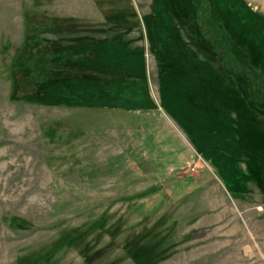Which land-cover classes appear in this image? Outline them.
<instances>
[{"label":"rangeland","instance_id":"rangeland-1","mask_svg":"<svg viewBox=\"0 0 264 264\" xmlns=\"http://www.w3.org/2000/svg\"><path fill=\"white\" fill-rule=\"evenodd\" d=\"M191 1L0 0V264H264V0ZM26 16L90 76L29 83Z\"/></svg>","mask_w":264,"mask_h":264},{"label":"trees","instance_id":"trees-1","mask_svg":"<svg viewBox=\"0 0 264 264\" xmlns=\"http://www.w3.org/2000/svg\"><path fill=\"white\" fill-rule=\"evenodd\" d=\"M201 1H202V3H204V5H202V6H198V4L195 5V8L197 9L198 20L200 22L203 20L202 16L205 12H207L210 15L214 14V12H215L216 17H218L220 23L221 24L223 23L225 29L227 30V28H228L227 31H229V25L225 21L224 15L215 9L213 1L212 0H201ZM191 2L193 3V0ZM201 8H202V11H200ZM199 13L202 16H200ZM121 16H122L121 14H112V15L109 14V15H107V19L112 20L113 17L114 18H117V17L120 18ZM204 21H207V20H204ZM25 24L26 25H25L24 43L20 47V49L18 50L16 55L13 57L12 63L16 64V65H20L21 67L26 69V71H28L27 76H28L29 83L34 82L35 84H39V85H43V84H46L49 82L51 83L52 79L54 78V72H56V71H60V72L62 71L64 76H66V77H73V76H75V74H76V76H78V75L79 76H87V77L90 76V73H86L84 70L83 71L80 70L78 72H74V71L70 70L69 66L71 65V62H70L71 61V55L64 54L63 56H61V58L58 59V62H59L58 64L54 63V60L57 59L56 49L60 46L58 42L50 41L49 43L42 46V44L40 42L41 37H39L40 34L43 32V30H51V31L55 30L57 25L47 26V25H43L40 23L36 24L31 19V17H28V16H26ZM34 26H36L38 28L36 31H32L33 30L32 28H34ZM186 29H187V27H185V32H186ZM189 36H191V35H189ZM50 45L52 46V48L50 47ZM9 46H10V44L7 43V45L3 47L2 51L5 52ZM45 47H48V48H45ZM196 47H197L198 51L201 52V54L207 60V62H209L213 67H215L227 79V81L234 88H238L237 87V80L233 77V73H232V75H229V74H227V72H225V69L223 70L224 66L221 65V63L217 59L216 55H210V54H207L205 52H202L201 49L199 48L198 44H196ZM218 52H220V55L222 57H224L226 55L224 52H221V51H218ZM217 62H219L221 67L219 65L217 66ZM72 70H74V69H72ZM241 70L242 69H240V68L236 69L237 72H240ZM243 70L245 71L246 75L249 77L251 85H253L252 76H250L251 73H250L249 69L244 67ZM250 70H252V69H250ZM135 76H137V75H135ZM256 88H257V90L262 91V90H260L261 89L260 85H256L255 89ZM247 102H248V106H249L251 104V102L248 100V98H247ZM250 109H251V112H252L254 118L257 119V122L259 123V125L261 124V129L264 130L263 119H261L258 116L257 111H255V109H254V107H252V105H250ZM230 186H232V185L230 184ZM231 189L234 192L233 186ZM71 241H72V238H68L65 241L62 240L60 242H57L55 244V246L53 247V251H51V253L49 255L45 256L44 259L50 258L54 252L59 251V249L64 245V243H70ZM150 253H151L150 250H147L145 252H138V253H135L133 255V258L139 264H149V263L151 264L152 262H154L157 259L158 255H157V253H154L150 257V255H149ZM25 264H32V262H28Z\"/></svg>","mask_w":264,"mask_h":264}]
</instances>
